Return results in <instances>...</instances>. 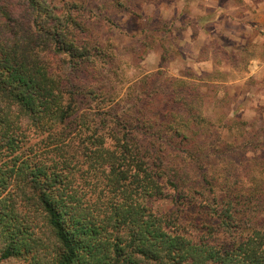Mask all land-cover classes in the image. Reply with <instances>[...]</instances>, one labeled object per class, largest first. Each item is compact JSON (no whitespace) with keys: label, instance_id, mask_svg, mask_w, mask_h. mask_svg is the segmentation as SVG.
I'll use <instances>...</instances> for the list:
<instances>
[{"label":"trees","instance_id":"1","mask_svg":"<svg viewBox=\"0 0 264 264\" xmlns=\"http://www.w3.org/2000/svg\"><path fill=\"white\" fill-rule=\"evenodd\" d=\"M94 8L0 0V264H264L261 138L217 137L181 79L97 88Z\"/></svg>","mask_w":264,"mask_h":264},{"label":"rangeland","instance_id":"2","mask_svg":"<svg viewBox=\"0 0 264 264\" xmlns=\"http://www.w3.org/2000/svg\"><path fill=\"white\" fill-rule=\"evenodd\" d=\"M89 1L96 5L92 10L98 15V22H93L98 42L105 44L109 38L112 41L113 65L98 77L97 88L112 89L118 93L117 97L124 98L131 85L150 76L152 87L160 88L163 84V92L176 97V91H170L169 86L176 88L174 80L181 79L184 93L180 97L194 106L195 113L215 124L213 131L225 123L233 126V130H222L217 137L233 143L241 138L242 130L245 137L241 140L248 134L259 135L264 144V103L252 100L249 91L254 82L247 75L249 60L261 49L256 45L245 47L241 39L229 40L227 36L233 28L232 8L241 1L106 0L110 4L105 0ZM211 4L221 5L224 11L215 13L209 7ZM204 23L207 24L203 32ZM217 23L213 35L210 29ZM81 78L80 82L92 80L87 74ZM121 106L129 107L124 102ZM235 147L228 150L229 155L242 160ZM261 151L262 148L256 152L261 155ZM153 205L162 211L171 208L169 200Z\"/></svg>","mask_w":264,"mask_h":264},{"label":"crops","instance_id":"3","mask_svg":"<svg viewBox=\"0 0 264 264\" xmlns=\"http://www.w3.org/2000/svg\"><path fill=\"white\" fill-rule=\"evenodd\" d=\"M240 1L239 5L232 8L233 28L229 30L227 36L229 40L241 39L245 47H254V45L260 47L261 51L249 60L247 75L254 82V88L249 91L252 100L264 103V0ZM209 7L215 13H219L218 11L222 9L219 4H211ZM206 24L201 26L203 32ZM217 26L218 23L210 29L213 35H216L214 33L217 31Z\"/></svg>","mask_w":264,"mask_h":264}]
</instances>
